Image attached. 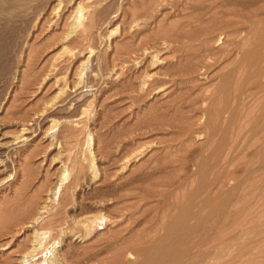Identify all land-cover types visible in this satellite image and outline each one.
<instances>
[{
    "label": "rangeland",
    "instance_id": "1",
    "mask_svg": "<svg viewBox=\"0 0 264 264\" xmlns=\"http://www.w3.org/2000/svg\"><path fill=\"white\" fill-rule=\"evenodd\" d=\"M188 208L177 264H264V0H0V264H146Z\"/></svg>",
    "mask_w": 264,
    "mask_h": 264
},
{
    "label": "bare ground",
    "instance_id": "2",
    "mask_svg": "<svg viewBox=\"0 0 264 264\" xmlns=\"http://www.w3.org/2000/svg\"><path fill=\"white\" fill-rule=\"evenodd\" d=\"M234 35V34H233ZM250 67V66H249ZM230 68V67H229ZM238 71V70H237ZM239 77V76H238ZM230 83V82H229ZM231 86V85H230ZM229 92V91H228ZM215 96V95H214ZM228 96V95H227ZM227 96H225V97H227ZM230 96V95H229ZM224 97V98H225ZM224 98H223V100H224ZM221 99V98H220ZM228 100V99H227ZM227 100H226V102H227ZM222 101V100H221ZM225 101V100H224ZM229 101H231V100H229ZM225 103V102H224ZM233 103V102H232ZM225 104H227V103H225ZM229 104H231V103H229ZM238 105V104H237ZM236 105V106H237ZM240 105V104H239ZM232 107V106H231ZM234 107V106H233ZM239 107V106H238ZM214 109V108H213ZM252 109V108H251ZM83 113H86V110H84V112ZM237 115H238V111L237 110H235V113H234V116L237 118ZM210 116V115H209ZM247 117V116H246ZM231 119V118H230ZM250 120V119H249ZM236 121V120H235ZM233 122V121H232ZM236 124V123H235ZM232 125V124H231ZM233 127V126H232ZM217 130V129H216ZM221 130V129H220ZM227 132V131H226ZM221 134V133H220ZM226 134V133H225ZM230 134V133H229ZM226 139V138H225ZM220 140H222V139H220ZM223 141V140H222ZM228 141V140H227ZM220 143H221V141H220ZM220 143L218 144V145H220ZM222 145H223V142H222ZM240 151V150H239ZM218 154H220V153H218ZM221 155V154H220ZM224 158V157H223ZM208 159V158H207ZM211 159V158H210ZM260 163V162H259ZM204 168V167H203ZM206 168V167H205ZM209 168V167H208ZM212 169V168H211ZM204 184V183H203ZM231 196V195H230ZM199 197V196H198ZM190 198V197H189ZM195 199V198H194ZM198 201V200H197ZM224 202V201H223ZM187 203V202H186ZM202 204V203H201ZM189 205V204H188ZM214 205V204H213ZM192 206V205H191ZM191 206H189V207H191ZM198 206V205H197ZM65 208V207H64ZM192 208H188V210L186 211V212H184L183 210V212L179 215V217H178V221H177V224H175V226H174V228L172 229V227L170 228V230L172 229V231H171V233H169V239H171V238H175L176 236H179V234H182V231H184V232H188L187 234H186V238L184 237V236H182L181 238H183V239H181V238H179V237H176V239L177 238H179V240L177 239V241L175 242L174 240H176V239H174V240H172L171 242H173V243H170V244H166L167 245V247H164V246H162V247H164L163 249L161 248V246H160V249L159 250H156L155 251V249H154V252L152 253V251L153 250H151V252L149 253V256H150V258L147 256V258H145L146 260H147V263L146 264H177L178 263V261H180L181 259L180 258H182L181 256H183V255H181V254H183V247H185V245L186 244H188V243H186L189 239H191L190 237H191V235H193V233H194V231H196V230H192V229H194V228H192L191 229V227H189V224H187V223H189V222H187V221H189L191 218H194L196 215L192 212V210H191ZM185 210V209H184ZM176 211V210H175ZM194 217H193V216ZM190 218V219H189ZM208 218V217H207ZM200 221V220H199ZM58 222V221H57ZM201 222V221H200ZM199 222V223H200ZM203 222V221H202ZM202 222H201V224H202ZM85 223V222H84ZM90 224V223H89ZM174 224V223H173ZM188 225V227L192 230H190V229H187L188 227H187V225ZM198 224V223H197ZM101 225V224H100ZM170 230H168L169 232H170ZM186 230H188V231H186ZM190 230V231H189ZM181 232V233H180ZM193 232V233H192ZM184 234V233H183ZM182 234V235H183ZM181 236V235H180ZM166 237V239H167V236H165ZM205 237V236H204ZM168 239V240H169ZM167 240V241H168ZM36 242V241H35ZM34 242V243H35ZM169 242V241H168ZM204 242V241H203ZM206 242V241H205ZM36 244V243H35ZM165 245V246H166ZM38 247V246H37ZM36 248V247H35ZM35 248H34V250H35ZM37 249V248H36ZM46 249V248H45ZM158 249V248H157ZM190 251V250H189ZM35 252V251H34ZM186 253V252H185ZM43 254V253H42ZM146 255H148V254H146ZM34 256V255H33ZM42 256V255H41ZM40 256V257H41ZM56 256V258L55 259H57L58 257H57V255H55ZM146 257V256H145ZM36 258V257H35ZM34 258V259H35ZM45 258V257H44ZM54 258L53 257H51L50 255H47V259H45L44 261H53L54 260ZM63 258V257H62ZM65 258V257H64ZM63 258V259H64ZM148 258H149V260H148ZM37 259V258H36ZM41 259V258H40ZM144 259V260H145ZM58 260V259H57ZM146 260H145V262H146ZM59 261V260H58ZM77 261V260H76ZM90 261V260H89ZM37 262H39V260L37 261ZM43 262V261H42ZM49 263V262H48ZM60 263H62V262H60ZM26 264V263H25ZM32 264V263H31ZM37 264V263H36ZM41 264V263H40ZM50 264V263H49ZM52 264H53V262H52Z\"/></svg>",
    "mask_w": 264,
    "mask_h": 264
}]
</instances>
